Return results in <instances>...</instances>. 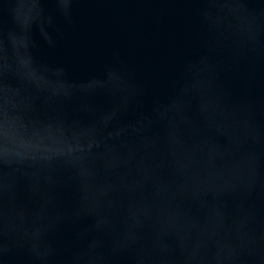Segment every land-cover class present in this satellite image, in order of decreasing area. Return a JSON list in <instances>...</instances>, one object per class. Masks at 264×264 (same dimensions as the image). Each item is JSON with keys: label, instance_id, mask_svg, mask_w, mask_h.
Instances as JSON below:
<instances>
[{"label": "water", "instance_id": "obj_1", "mask_svg": "<svg viewBox=\"0 0 264 264\" xmlns=\"http://www.w3.org/2000/svg\"><path fill=\"white\" fill-rule=\"evenodd\" d=\"M0 264H264V0H0Z\"/></svg>", "mask_w": 264, "mask_h": 264}]
</instances>
